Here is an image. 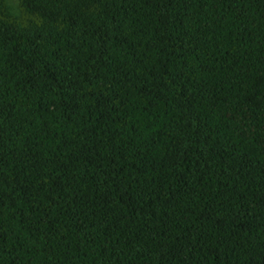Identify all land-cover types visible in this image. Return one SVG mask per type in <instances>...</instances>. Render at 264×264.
<instances>
[{
  "label": "trees",
  "instance_id": "16d2710c",
  "mask_svg": "<svg viewBox=\"0 0 264 264\" xmlns=\"http://www.w3.org/2000/svg\"><path fill=\"white\" fill-rule=\"evenodd\" d=\"M0 0V264H264V0Z\"/></svg>",
  "mask_w": 264,
  "mask_h": 264
},
{
  "label": "rangeland",
  "instance_id": "374dc122",
  "mask_svg": "<svg viewBox=\"0 0 264 264\" xmlns=\"http://www.w3.org/2000/svg\"><path fill=\"white\" fill-rule=\"evenodd\" d=\"M11 2V4L13 5L15 10H18V0H9Z\"/></svg>",
  "mask_w": 264,
  "mask_h": 264
}]
</instances>
